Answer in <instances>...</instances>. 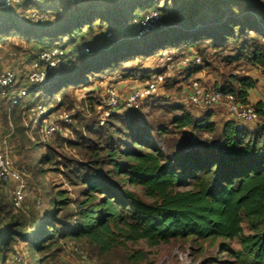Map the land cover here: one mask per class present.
Listing matches in <instances>:
<instances>
[{"label": "trees", "instance_id": "16d2710c", "mask_svg": "<svg viewBox=\"0 0 264 264\" xmlns=\"http://www.w3.org/2000/svg\"><path fill=\"white\" fill-rule=\"evenodd\" d=\"M190 1L183 2L180 8L167 5L172 7L174 16L182 15L183 30L166 31L163 34H154L153 31L154 35L150 32L144 37H136L141 46L138 43L125 44L122 54L104 58L96 64H89L86 58L88 54L79 47L70 53L62 46L42 50L40 55L47 50L62 49L66 53L62 60H66L72 73L70 78L58 77L53 80V87L58 89L64 85L65 91L72 85L84 84L87 76L95 72L110 77L115 72L128 73L124 71L127 59H147L161 49H194L199 52L205 44L215 50L235 46L238 52L235 61L241 60L242 65L264 72V11L255 0ZM154 3V0H147L143 8H154ZM136 9L131 14L135 15ZM154 11L164 18L162 11ZM90 12L91 9L79 12L74 22L69 20L62 27L70 35L72 43L77 42L80 36L81 43H85L84 27L91 32L95 30L96 19L92 16L85 18ZM110 13L106 12L97 24L106 25L113 21L116 26L124 28L119 19H125L126 12L118 11L116 19ZM145 18L135 21L138 29ZM130 24L127 19L125 26ZM175 34L176 37L172 38ZM45 36L51 38L50 34ZM41 40L36 39L37 42ZM199 72L196 70L195 74ZM127 77L126 81H132L131 84L140 82L133 80L136 77L133 74L128 73ZM142 83L149 82L139 84ZM257 86L256 80L245 76L233 77L230 85L223 90L216 86L213 89L224 96L232 95L241 104L248 105L250 95L257 90ZM55 89L49 90L48 95L44 94V90L40 94L50 99L54 97ZM154 98L158 99L151 97L142 105L155 102ZM63 105L65 103L60 104ZM253 106L259 117L264 119V102ZM187 107L172 108L176 114L180 113L173 119L175 130L190 129L196 134H208L220 140L218 147L209 143H194L196 145L181 148V153L176 156H169L146 139L153 135V128L133 120H122L124 117L88 130L87 135L75 145L85 156V163L65 174L70 184L82 189L83 199L73 202L66 191H47L52 207L64 211L65 215L72 218L69 223L61 224H69L67 229L59 227L56 217L54 222L52 219L53 224H42L43 231L37 233L39 236L36 239H30L27 227H36L43 220L15 214L6 200L1 199V264H6L8 251L21 239L41 253L52 247L59 238L87 244L97 249L100 256L111 255L118 245L128 242L146 241L150 247H158L178 240L211 243H231L237 240L247 259L255 264H264V124L252 130L231 119L219 131L212 120L213 112L204 115L207 117L202 120L194 115L197 109L190 105ZM42 126L43 122L40 130ZM159 132L165 135L168 130L162 129ZM52 162L53 158L49 154L36 162L37 171L34 176L37 178L41 175L44 178L42 165H50ZM115 181L140 187L153 202H144L135 192L117 194L113 190ZM43 188L46 190L45 185ZM51 193L52 196L49 195ZM2 220L7 222V227L2 228ZM245 223L251 235L245 234ZM119 239L122 244H119ZM2 242L6 244L4 250ZM146 256L144 252H135L129 255L128 260L132 264H139Z\"/></svg>", "mask_w": 264, "mask_h": 264}, {"label": "rangeland", "instance_id": "374dc122", "mask_svg": "<svg viewBox=\"0 0 264 264\" xmlns=\"http://www.w3.org/2000/svg\"><path fill=\"white\" fill-rule=\"evenodd\" d=\"M16 1L11 7L5 8L6 0H0V76L12 75L16 78V81L5 89L7 96L0 95V144L4 154L13 162L14 168L21 172L24 182L21 184L20 206L17 200V192L20 191L18 184L5 186L0 181V200L5 199L6 204L15 214L35 216L37 220H43L41 223L38 222L36 227L33 225L27 227L26 232L30 239L39 236L37 233L43 231V223L53 224L57 217L59 227L67 229L69 225L67 223L72 219L69 215H65L64 211H57L52 207L47 197L48 189L66 191L73 202L83 199L82 189L70 184L65 174L80 168L85 163V156L75 145L87 135L88 130L124 117L122 120H133L137 124L153 128V135L146 139L174 157L181 153V148L186 149L196 145L194 143L201 145L209 143L215 147L220 143L219 139L212 138L208 134L198 132L193 134L196 132L190 129L178 131L172 126L173 119L177 116L172 108L187 107V101L185 105H174V102L185 96V88L189 87L191 81H196L210 89L216 86L219 90H223L230 85L233 77L249 76L258 82L254 97L264 98V72L261 69L244 66L241 60L235 61L238 57L235 46L215 50L206 44L199 49V52L194 49L179 51L161 49L147 59H127L124 71L136 76L133 78L134 81L151 82L154 77H163L165 83L164 92L158 99L154 98L155 102H145L138 112L125 115L121 113L119 116L109 111L105 103L109 88H130L132 81H126L128 73L115 72L112 77L97 72L91 73L84 84L72 85L63 91L64 85L55 89L51 82L58 77L70 78L72 73L66 60H56L57 66L53 69H50L51 64L40 63L39 69L47 72L48 78L46 82L34 83L30 80V75L35 70L34 65L40 62L42 50L51 46H62L70 53L74 48L79 47L89 51L86 52L89 64H96L104 58H113L117 54H122L125 44L138 43L137 38L141 35V29L136 27L135 21L144 18L155 9L162 11L164 18L162 23L153 29L154 34L183 30L182 15L174 16L172 7L167 5L180 8L187 0H154V8L147 9L143 8L147 0H119L117 3L108 0H44L39 5L34 4L33 0H19V3L18 0ZM255 1L264 11V1ZM134 8H138L135 15L131 14ZM87 9H91V12L85 18L92 16L96 19L95 30L91 32L84 27L85 43H81V36L77 42L72 43L70 35L65 33L62 27L69 20L74 22L77 14ZM120 10L126 12L127 16L124 18L131 22L128 27L125 26L126 20L122 18L119 20L124 24V28L116 26L113 21L106 25L97 24L106 12H111L110 16L116 19ZM33 12L39 14L42 12L46 17L45 22L34 23L31 19ZM241 16L245 15L241 14ZM251 17L254 18L255 15L252 14ZM46 34H50L51 38L44 37ZM175 37L176 34L172 36ZM37 38L42 40L37 42ZM151 38L150 36V41ZM138 46H141V43H138ZM164 54L165 59H163ZM186 59H200V62L183 65ZM196 70L200 72L195 74ZM139 83H137L138 87H140ZM52 88L55 89L54 97L49 99L46 96L49 90H53ZM23 90L30 92L31 97L22 99L17 107L12 106L9 98H15ZM42 90L47 94L44 96L46 98L41 94L37 95ZM251 102L253 103V100H250L249 104H252ZM64 103L65 105L60 106ZM255 104L257 103L254 102L252 105ZM42 105L48 113L45 117L37 113V109ZM212 109L198 110L201 116L194 115L203 120L207 117L204 115L210 112L214 114L217 108ZM66 114L71 118L68 122H62L61 118ZM48 117L57 121L59 130L44 138L40 127L43 120H48ZM251 124L253 129H256L259 124H264V119L258 116V119ZM162 129L168 130V133L159 134ZM218 130L221 131L220 127ZM194 135L197 136V140H193ZM47 154L53 158V162L50 165H42L45 170L44 178H41V175L36 178L34 176V172L37 171L36 162L43 160ZM113 184L114 192L119 195L135 192L144 202H153L145 196L140 187H131L127 183L118 181ZM43 185L46 186V190ZM2 221V228L7 227V222ZM64 222L67 223L62 226ZM243 228L246 235L252 234L246 223ZM19 241L8 251L6 264H132L128 257L135 252L147 254L146 259L139 264H255L245 257L237 240L231 243L178 240L158 247H150L146 241L128 242L118 245L111 255L107 256H100L97 249L90 248L87 244L68 239L55 240L52 247L44 250V253L41 252L42 255L35 251L34 247L30 248L24 239ZM118 242L122 244L121 239ZM3 244L4 250L6 244L2 242Z\"/></svg>", "mask_w": 264, "mask_h": 264}, {"label": "built area", "instance_id": "2783aa9c", "mask_svg": "<svg viewBox=\"0 0 264 264\" xmlns=\"http://www.w3.org/2000/svg\"><path fill=\"white\" fill-rule=\"evenodd\" d=\"M34 4H42L44 0H33ZM108 1H117V0H108ZM17 2L16 0H6L4 5L5 8L11 7L12 3ZM19 3V0H18ZM31 19L34 23H44L46 17L42 12H33ZM163 17L159 12H151L146 16V18L141 22L140 29L141 35L138 38H141L147 34H149L153 29L162 23ZM88 50H84L85 54ZM89 52V51H88ZM168 54H166L167 56ZM165 54L163 55V59ZM66 57V53L62 49H53L47 50L43 52L40 56L39 63L34 65L35 70L30 75V80L34 83H42L46 82L48 78L47 72L41 71L40 63L51 64V68L53 69L57 66L56 60H62ZM200 62V59H186L183 62V65H187L188 63L197 64ZM16 78L12 75L0 76V95L5 97L7 96L6 88L13 84ZM165 80L163 77H154L153 80L146 84H131L130 88H117L111 87L107 92V101L105 103L108 106L109 111H113L116 115H125L133 112H138L141 110L142 104L145 100L151 97L159 98L161 93L164 92ZM18 91V90H17ZM16 91V92H17ZM185 93L187 96V104L192 106L197 110H206L209 107L216 108L218 106H226L229 115L240 123H253L258 119V113L255 107L252 104L243 105L236 100V98L232 95L224 96L221 92H218L214 89L206 88L203 85L199 84L196 81H191L189 87L185 88ZM37 95H40L37 94ZM31 94L27 90H23V92H19L15 98H9L12 102V106L19 105L21 100L24 98H30ZM37 113L42 114V117H45L48 113H46V108L44 105L39 106L37 109ZM71 116L66 114L61 118L62 122H68ZM44 119V118H43ZM44 125L41 128V135L46 138L51 136L56 130L58 131L57 121L48 117V120H43ZM46 123V124H45ZM196 134V133H193ZM193 140H197V136H193ZM0 181L5 186L10 185H20V191L17 192V200L18 206L20 200L22 198V185L24 180L20 171L14 168L13 162L11 159L6 156L3 152V148L0 144Z\"/></svg>", "mask_w": 264, "mask_h": 264}, {"label": "crops", "instance_id": "0c3cea01", "mask_svg": "<svg viewBox=\"0 0 264 264\" xmlns=\"http://www.w3.org/2000/svg\"><path fill=\"white\" fill-rule=\"evenodd\" d=\"M254 92L251 93L250 100H253V103L254 102L258 103V102H261V101L264 102V98L254 97V95H256V93H254ZM185 96H186V93H185ZM185 96L184 97L181 96L179 99H177L174 102V105H180V104H184L185 105V102L187 101V96L186 97ZM186 105L188 106L187 103H186ZM216 108H215L216 110L214 111V114L212 116V120H214V123H216L218 128L220 127V130H222L224 128V124L226 123V121L228 119H229L228 121H230V119H232V118L228 115V110H227L226 106L222 105V106H218ZM177 114H180V113L178 112ZM195 114H198V116H201V113H199V112H196ZM240 125H247L250 129H253V125L251 123H240Z\"/></svg>", "mask_w": 264, "mask_h": 264}]
</instances>
